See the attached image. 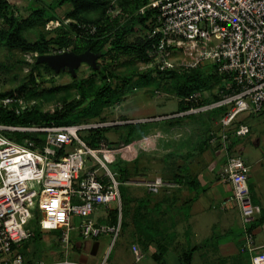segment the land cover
I'll return each mask as SVG.
<instances>
[{
	"label": "built area",
	"instance_id": "2783aa9c",
	"mask_svg": "<svg viewBox=\"0 0 264 264\" xmlns=\"http://www.w3.org/2000/svg\"><path fill=\"white\" fill-rule=\"evenodd\" d=\"M148 9L154 10V24L147 35L161 36L149 55L160 70L205 64L227 76L228 90L215 89L218 99L153 120L228 107L218 120L220 131L212 133V140L220 142L224 155L221 179L232 186L231 196L222 205L230 201L238 204L245 233L240 252L250 255L251 264H264V245H257L254 231L248 229L262 210L252 198L249 165L240 152L230 153L232 138H242L251 130L244 121L235 123L239 114L264 110V0H147L136 13L144 14ZM108 11L115 16L122 8L116 4V8ZM91 29L94 32L96 26ZM170 49L184 50L192 60L175 63ZM157 93L154 91V95ZM203 97V92H195L188 99L197 101ZM36 103L10 94L1 96L0 116L4 111L21 115ZM112 124L115 123L58 125L0 121V264H25L21 249L35 236V228L43 232L60 231V242L66 252L73 230L84 239L110 235V246L115 242L122 227L120 186L129 182L121 183L100 157L101 153L111 152L106 140L92 147L80 135L85 130ZM88 156L98 161L102 173L99 168L86 166ZM135 185L152 194L179 186L162 177ZM110 206L118 208L115 223L94 219L96 211ZM133 252L136 260L143 258L135 245ZM32 264L85 263L65 256L56 261L39 259ZM99 264H108V255Z\"/></svg>",
	"mask_w": 264,
	"mask_h": 264
},
{
	"label": "rangeland",
	"instance_id": "374dc122",
	"mask_svg": "<svg viewBox=\"0 0 264 264\" xmlns=\"http://www.w3.org/2000/svg\"><path fill=\"white\" fill-rule=\"evenodd\" d=\"M56 1L10 0V9L19 19L27 18L32 9L41 6L49 7L53 11V15H55L54 18L48 19L45 24H35L26 28L24 34L28 39L35 40L40 36H45L49 39L61 35L63 31L68 32L71 36L74 35V38L76 35L80 36V34L76 33L71 24H74L77 28L88 27L92 25L91 21L104 15L103 8H100L82 14V20L69 18L67 13L71 9V5L66 4L53 8ZM118 1L108 0L105 7V15L109 16V18L108 10L116 8ZM133 11L131 10V14L127 12L121 13L118 17L121 18V21H127L132 16ZM3 25L4 22L0 16V28ZM146 33L148 34V31ZM135 38V33L128 36V40L134 41ZM37 55L38 53L36 52H23L17 49L9 50L6 46L0 44V66L1 64L7 66V68L3 67V70L0 67V90H7L21 83L26 78V75L31 72V66L25 64V62H34ZM171 58L175 63L192 60V57L184 50L174 51ZM104 60L108 61V58ZM99 61L105 62L100 58ZM116 64V72L120 75L129 76L131 72L156 74L157 65L153 58L143 61L133 56H120ZM200 66H203V64L198 67ZM54 72H48L42 68L40 71H34L37 84L34 90L38 92L46 90L39 100L41 102L40 107L47 111L53 110L54 106L59 104V102H69L79 98L78 91L72 86L73 77L71 74L67 70L59 73ZM77 73L78 76L86 79L92 74L91 67L88 64H82L78 68ZM139 74L135 75V81H137ZM96 79L98 82L101 80L99 76ZM134 85L137 89L130 90L121 101L105 108L98 117L101 122H114L119 126L111 127L106 131L105 140L111 152L101 153L100 157L114 176L127 178L124 182L129 183L123 185L129 195L135 198L130 204L128 215H126L131 227L122 230L115 242L109 247L107 253L109 263L180 264L185 253L195 244H202L207 236H215L216 239L222 229L221 225L219 226L213 218L214 212L217 214L220 208L212 209L209 214H207L206 208H203L207 203V198L204 197L203 192L199 191L202 187H205V182L198 181L196 188L192 189L187 181L195 177V179H198V176L203 180L205 175L212 176V173H215L211 169V166L214 165L212 162L216 157L215 151L220 149L221 153L222 149L213 140L208 139L207 141L202 140V138L206 133L207 136L208 134L213 136V132L208 133V123H210L208 118L212 119V122L215 121L213 127H210L214 134L220 131V125L218 124V118H215V120L213 116L205 112L195 120L192 117H187V120L184 121L185 124L180 127L170 128L171 125H168V128L164 121L153 120V118L177 112L179 99L170 93H166L162 88V90H155L153 86ZM65 86L69 88H64ZM86 86L89 89L92 88V84H86ZM53 88H56V90L51 93L47 92V90ZM154 90L158 91L157 96L152 94ZM238 118L252 125L253 132L251 134L237 139L244 147L240 154L248 165H253L252 171L254 170L255 175L257 176V170H261L259 172V177L261 178L259 185L264 188V167L261 168L255 162L259 157L260 160L262 158L264 160V111L259 113L245 111L240 113ZM127 122L135 124L132 136L135 139H131L132 141L125 144L124 141L129 129L125 125ZM258 139H261L260 144L255 145V141ZM86 166L99 168V173H102V168H100L98 161L91 156L86 157ZM121 168L125 169L127 174L120 173ZM176 173L186 176L188 179L179 184V186L172 188L171 192H166V194L164 190L157 194H149L143 186L135 185L136 182L152 180L156 177H162L165 181L175 182L173 176ZM165 195H168L169 198L165 199ZM198 196V202L193 207V210H190L191 202ZM233 204L234 202L231 201L228 203L229 206ZM234 206L235 204L231 206L233 207L232 209H230L231 207L229 208L231 210H229V213L235 218L238 211ZM190 211L194 213L191 219V216L188 217V214H191ZM78 219L76 217L77 222ZM214 225L217 227H214ZM147 228L150 238L152 237L150 240L145 239ZM192 231L197 232L199 237H193ZM51 237L52 235L50 234V239L53 240ZM56 243L58 244V241ZM37 244L39 245L38 242ZM134 244L143 254L141 260H136L132 251ZM60 247L62 257L71 258L75 256L73 251L68 254L61 242L56 248ZM163 247H165L164 251H162ZM203 249L207 250V253ZM208 253L209 255L206 257ZM242 257L244 255L240 254L236 248L227 246L218 248L217 246L212 247L206 244L202 245L199 250L194 251L192 264H236ZM41 259L47 261L50 257L43 253Z\"/></svg>",
	"mask_w": 264,
	"mask_h": 264
},
{
	"label": "trees",
	"instance_id": "16d2710c",
	"mask_svg": "<svg viewBox=\"0 0 264 264\" xmlns=\"http://www.w3.org/2000/svg\"><path fill=\"white\" fill-rule=\"evenodd\" d=\"M107 2L108 0H57L55 6L53 5V8L66 4L71 5V9L67 13V17L69 18L82 20V14L100 8H103L104 15L91 21L92 25H90V27L77 28V26L71 24L73 25L76 33L80 34V36L76 35V37L73 38L74 35L71 36L68 32L63 31L61 35L49 39L45 36H40L35 40H30L24 34L25 29L35 24H45L48 19L55 17L52 13L53 11H51L49 7L41 6L32 9L27 18L19 19L10 9V2L8 0H0V16L4 22V25L0 28V44L6 46L9 50L17 49L23 52H36L39 55L57 53L62 50H72L76 53H81L90 49L93 52H101L100 59H102V61H105L104 59L108 58V61L106 60L105 62H101L98 59L99 68H91L92 74L86 79L78 76V73L76 77L71 75L73 77L72 86H74L78 91L79 98L69 102H59V104L54 106L53 110L49 111L43 110L40 107L41 102L39 99H41L40 97L45 94L46 90H42L40 92L34 90L35 86H37L34 71H40L41 68L48 72H54V70L46 63L37 64L36 60L32 63L25 62V64L31 66V72L26 75V78H24L21 83H18L7 90H0V97L10 94L22 97L26 101L35 100L37 103L30 110L22 113L21 115H17L13 111H4L0 116V121L9 123H55L58 125L86 123L92 121L97 122L100 120L98 117L105 108L121 101L130 90L137 89L134 84H138L140 86H153L155 90L163 89L166 93L176 96L179 99L178 111L186 110L193 105H205L218 99L219 95L215 93L216 87L228 90L226 85L227 76L218 73L214 69L213 65L203 64V66H197L195 68L176 67L171 70L164 71L157 67L155 75L146 72L141 74L131 72L129 76L118 74L115 66L117 65L116 61L120 56H133L143 61L151 60L152 57L149 55V52L154 48V45L158 43L161 36L160 34H156L149 38L146 33V31L153 29L151 25L154 24V20L152 19L154 10L148 9L144 14L136 13L141 6L146 4L147 0L118 1V5L122 8L121 13L127 12L131 14V10H134L132 12V16H130V19L127 21H121V18L118 17L121 13L114 16L112 13L108 12V15L110 14V18L105 15ZM91 26H96V30L94 32H92ZM133 33L136 35L135 40H128V36ZM169 51L172 55V53L176 50L170 49ZM0 67L2 70L3 67L7 68V66H4L3 64H1ZM136 74H139L137 81H135ZM97 76L101 78L100 82L96 81ZM86 84H92V88L89 89ZM64 88L69 87L65 86ZM54 90H56V88L49 89L47 92L51 93ZM195 92H203L204 97L198 99L197 101H190L188 98ZM227 108L228 107L214 108L212 110L201 111L174 119H164L162 122L164 121L165 124L171 125L172 127H180L185 124L184 121L187 120V117H192L194 118L193 120H195L199 115L205 112H207L210 116H213V119L218 118L219 120ZM208 120H210V123H208V133L214 132L210 127H213L215 121L212 122V119L210 118H208ZM243 121V119H238L235 123L239 124ZM125 125L129 127L127 137L124 141L125 144H128L130 141L135 139L132 138L135 124L127 122ZM111 127L119 126L118 124H115L112 126L92 128L81 132L80 135L90 146L97 147L101 140H105V133ZM212 137L213 136H211V134H208L207 136L206 133L202 140H212ZM215 143L219 148L222 146L220 142ZM236 143H238V139L233 137L230 144V153L232 154L239 153L235 147ZM121 172L122 174H127L126 170L123 168L120 169V173ZM116 178L121 183L127 179L126 177L118 176H116ZM173 178L178 184H181L188 179V177L177 173L173 176ZM195 178L187 180L191 186L190 188L192 189L196 188V184L198 183V179ZM206 187L207 186L202 187L199 192H204ZM171 190L168 191V189H164V192L166 194V192H171ZM120 191L122 197V231L131 227L126 215H128L130 204L133 200H135V198L129 195L123 184L120 186ZM168 198V195H165V199ZM109 208H107V210ZM117 219L118 208L113 207L108 211L107 223H115ZM263 223L264 208H262L259 218L254 220L248 226V229L253 230V228L258 224ZM35 231V236L26 241L21 249L25 258V264H32L36 260L40 259L38 256L39 251L37 250V239L39 240L40 238H37V236L40 237L42 232L38 228L37 230L35 228ZM151 238L147 228L145 239L150 240ZM205 243H207V241ZM197 248L198 246H193L189 251H187L180 264H192L193 253ZM164 249L165 247H163L162 251H164ZM236 264H251V262L248 257H242Z\"/></svg>",
	"mask_w": 264,
	"mask_h": 264
},
{
	"label": "crops",
	"instance_id": "0c3cea01",
	"mask_svg": "<svg viewBox=\"0 0 264 264\" xmlns=\"http://www.w3.org/2000/svg\"><path fill=\"white\" fill-rule=\"evenodd\" d=\"M168 126V125H166ZM170 126V125H169ZM168 126V128H169ZM251 131L249 134L253 132L252 125H250ZM172 128V126L170 127ZM248 135V134H247ZM246 135V136H247ZM260 140L258 139L255 141V145L260 144ZM241 142L236 143L235 147L236 149L240 152L244 150V147L240 144ZM220 150V149H219ZM215 151L216 157L214 158V161L211 166V169L215 172L212 173V176H204V179L198 178V181H203L205 182L206 190L203 192L204 197H206V204L204 205L203 208H206L207 214L211 212L212 209H218L220 208V211L214 215V220L217 221V224L222 228L221 231L219 232V235L214 237H206L205 242L202 244L198 245L195 244V246H198L196 250H199V248L203 245L208 244V246H217L218 248H222L224 246L227 247H233L236 248V250L239 251L240 254H243L240 252V246L244 243L245 241V235L243 233V227H242V219H241V213L238 207V204L234 201L235 206L234 208L237 209L238 214L234 217L229 213V210L232 209L233 205L229 206L228 203L226 205H222L225 199H228L231 194H232V186L229 183L224 182L221 179V171L224 163V155L220 151ZM256 164L258 163L260 167H264V160H260V157L256 159ZM251 165V164H250ZM249 165V166H250ZM255 166V165H254ZM252 166H250V175H249V184H250V189L252 192V198L253 201L260 205L261 208H264V188L259 185V181H261V178L259 177L260 171L257 170L255 175L254 170L252 171ZM201 179V180H200ZM261 186V187H260ZM206 195V196H205ZM199 200V196L195 198L191 202V209L193 210V207H195L196 203ZM208 204V205H207ZM229 206V207H228ZM231 207V208H230ZM113 206H110V208L107 210L105 208H101L98 211H96L93 214V217L95 220L98 222H108V211L112 209ZM230 208V209H229ZM208 209V210H207ZM210 210V211H209ZM205 211V212H206ZM231 211V210H230ZM191 214H188L190 219L193 216V211H190ZM203 213V212H201ZM206 215V214H205ZM260 214L257 216L256 220L259 218ZM217 217V218H216ZM214 227H217L214 225ZM41 231V230H40ZM254 235H255V240L257 245H264V228H262V224H258L256 227L253 228ZM41 236L39 237L40 239L38 241L39 247L37 246V250L39 251L38 255L39 258H42V254H46L50 257L49 260L47 261H56L62 259V254H61V247L56 248L58 244L60 245V231L54 232H43L41 231ZM193 232V237L197 238L198 233L195 231ZM50 234L52 235V239H50ZM58 241V244L56 243ZM36 242V241H34ZM111 243V236L110 235H102L98 238L95 239H84L78 231L73 230L72 236H71V245L70 249L68 251V254L70 251H73L75 253L74 257H71L70 259L72 260H77L80 262H83L85 264H99L101 260L107 255L109 251V246ZM42 244V245H41ZM135 245V244H134ZM133 245V246H134ZM42 246V247H41ZM136 246V245H135ZM206 249V248H205ZM203 249L205 253H207V250ZM133 251V249H132ZM134 253V252H133ZM238 253V252H237ZM209 255V253L206 255V257ZM244 257H248L250 260V255L249 254H243ZM212 259V258H211ZM108 264L109 263V257H108Z\"/></svg>",
	"mask_w": 264,
	"mask_h": 264
},
{
	"label": "water",
	"instance_id": "95a60500",
	"mask_svg": "<svg viewBox=\"0 0 264 264\" xmlns=\"http://www.w3.org/2000/svg\"><path fill=\"white\" fill-rule=\"evenodd\" d=\"M101 52H93L90 49L81 53L72 50H63L57 53L39 54L36 63H46L55 72L68 71L73 77L77 76V70L82 64H88L93 69H98V59Z\"/></svg>",
	"mask_w": 264,
	"mask_h": 264
}]
</instances>
